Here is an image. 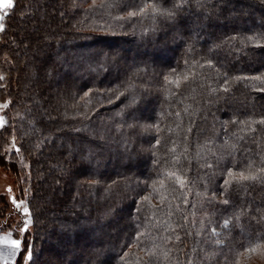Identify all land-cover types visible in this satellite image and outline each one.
<instances>
[{
	"label": "trees",
	"instance_id": "trees-1",
	"mask_svg": "<svg viewBox=\"0 0 264 264\" xmlns=\"http://www.w3.org/2000/svg\"><path fill=\"white\" fill-rule=\"evenodd\" d=\"M154 2L13 0L4 13L0 143L20 152L0 151V166L30 209V264L44 251L66 264L264 259V2L187 0L175 21L140 12Z\"/></svg>",
	"mask_w": 264,
	"mask_h": 264
},
{
	"label": "snow or ice",
	"instance_id": "snow-or-ice-1",
	"mask_svg": "<svg viewBox=\"0 0 264 264\" xmlns=\"http://www.w3.org/2000/svg\"><path fill=\"white\" fill-rule=\"evenodd\" d=\"M264 2V0H262ZM187 3V0H155L154 3L146 4L143 7H140V12L146 13L148 10H151V12L154 15H158L159 17L166 19V20H173L175 21L176 15L179 11H182L185 4ZM14 7L13 0H0V9L6 10L11 9ZM136 12H130L129 16H135ZM5 15L0 14V32H3L5 30V26L3 24ZM3 77H0L2 79ZM258 79V78H257ZM224 91L227 92L228 88L225 87ZM124 97L125 100H127V96L123 92H119V94L116 96V99H120L121 97ZM123 102V101H122ZM137 103L135 98L129 103L126 104L125 107L128 109L127 115L135 119V108L134 105ZM11 104V101L0 104V108L7 109ZM261 123H264V121H261ZM7 124V121L5 120V117L0 115V129H5V126ZM135 124H130V128H135ZM12 147L15 148V151L17 153L20 152V148H17L15 146V141L12 142ZM7 151V150H6ZM170 175H175V173H170ZM228 176L233 177L234 173L231 171L228 172ZM254 176H245L244 173L239 174V180H247V179H254ZM176 179L180 182L181 186H183L184 181L177 176ZM225 185L229 184L228 180H225ZM11 191V189H9ZM145 199H148V197H145ZM225 204L228 203L227 200L223 201ZM13 205L17 209H22L23 216L25 219L21 222V227L19 228V232L21 233V238H12V236L6 235L3 237H0V244L6 245L11 251L9 252L8 257H0L4 260V264H18L17 257L19 258V264H30V262L33 260V248L28 243L27 239V232L29 230L30 225L32 224V218L29 207L25 204L23 200L17 201L16 198L12 199ZM228 222L225 221V226H227ZM215 231V230H213ZM179 239V238H177ZM249 252L255 251L253 248L248 249ZM11 258V259H9Z\"/></svg>",
	"mask_w": 264,
	"mask_h": 264
},
{
	"label": "rangeland",
	"instance_id": "rangeland-1",
	"mask_svg": "<svg viewBox=\"0 0 264 264\" xmlns=\"http://www.w3.org/2000/svg\"><path fill=\"white\" fill-rule=\"evenodd\" d=\"M234 12H235V10H234ZM4 13H5V10L1 11V9H0V14H4ZM20 14L21 15L27 14V10L24 9V11L20 12ZM258 24L260 26H264V18L259 20ZM12 38L13 37H10V39H12ZM12 40H14V38ZM200 40L206 41V40H208V38L204 36V37L200 38ZM218 47H219V45L217 43H213L210 50L216 51L218 49ZM138 50L139 49L137 48L136 51L138 52ZM175 50H176V48L174 46L170 45L168 54H170L171 51H175ZM5 53L8 54L12 58V60L16 59V54H13V53L9 52L8 50H6ZM155 56L160 57L162 62L167 61L166 57L159 55V53H156ZM2 101H3V103H5L6 99L5 100L2 99ZM25 104H27V103H25ZM46 108H47L46 105H44L43 106V113H42L43 115L51 117V116L56 114L55 111H49V110H46ZM2 146L3 145L0 143V151H2L3 154L6 152V150L9 154L12 151V149H14L12 147V143H8L4 147H2ZM8 154L4 157L5 161H8L7 160ZM43 171H45V169H43ZM9 189H11V191H9ZM0 196H3V198H0V207L4 206V204H6L5 205L6 206V221L4 223H2V230H4L5 233H4V235H2L0 237H3V236L10 234L12 236V238H21V233L19 232V228L22 226L21 222L23 219H25V217L23 216L22 209H17L12 203L13 198H16L17 201L22 200L21 199V193L19 192L16 178L14 177V175L11 172H9L3 166H0ZM46 196H48L47 191L44 192V194H42L41 199L43 202L46 199ZM50 217L53 218V220H54L53 216H50ZM58 227H59V225H58ZM46 241H47V238H46V236H44L43 242L46 243ZM83 246H85V245H83ZM77 247L83 248V247H81V245H78ZM10 251L11 250L6 245L0 244V255H2V257H8ZM9 259H11V258H9ZM263 260L264 259H263L262 255L260 254V255L252 256L251 258H246L245 262L246 263L250 262L249 264H253L255 262H262ZM58 261H59V259L54 254L49 255L45 251L43 253L41 252V257H40V259L38 258V260H37V262H39L40 264H66L65 262L61 263ZM0 264H4V260L3 259L1 260V258H0ZM259 264H261V263H259Z\"/></svg>",
	"mask_w": 264,
	"mask_h": 264
},
{
	"label": "flooded vegetation",
	"instance_id": "flooded-vegetation-1",
	"mask_svg": "<svg viewBox=\"0 0 264 264\" xmlns=\"http://www.w3.org/2000/svg\"><path fill=\"white\" fill-rule=\"evenodd\" d=\"M6 204L0 207V236L4 235V230H2V223L6 221ZM2 257V255H0ZM2 260V258H1Z\"/></svg>",
	"mask_w": 264,
	"mask_h": 264
}]
</instances>
